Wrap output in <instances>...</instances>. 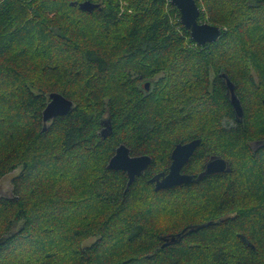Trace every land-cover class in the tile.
I'll use <instances>...</instances> for the list:
<instances>
[{"label":"trees","instance_id":"1","mask_svg":"<svg viewBox=\"0 0 264 264\" xmlns=\"http://www.w3.org/2000/svg\"><path fill=\"white\" fill-rule=\"evenodd\" d=\"M74 1L0 0V179L19 168L0 195V264H264V145L251 144L264 140V0H195L220 28L204 45L170 0ZM51 91L74 106L42 130ZM193 138L182 172L211 155L229 169L155 190ZM120 143L152 158L127 190L106 168Z\"/></svg>","mask_w":264,"mask_h":264},{"label":"water","instance_id":"2","mask_svg":"<svg viewBox=\"0 0 264 264\" xmlns=\"http://www.w3.org/2000/svg\"><path fill=\"white\" fill-rule=\"evenodd\" d=\"M179 11L180 23L189 30L191 39L198 45L214 42L220 35L219 26L208 22L198 20L200 9L195 0H170ZM71 4H77L80 9L91 11L98 6V3L90 0L74 1ZM226 86V94L229 97L235 116L242 117L243 110L241 102L235 93V86L226 73H221ZM148 88V82L144 83ZM47 102L42 110V130L47 128V123L56 116L64 115L70 112L74 106L71 99L65 97L58 91L47 93ZM100 135L107 137L112 132V124L108 117L101 119ZM200 139L193 138L186 142H177L170 152V163L168 170L153 174L149 181L153 183L155 190L171 187L181 183H190L199 180L206 174L222 172L229 169L226 159L219 155H211L204 165V169L196 176L190 173L182 172L181 169L195 148L199 145ZM264 145V140L254 141L253 146ZM151 156L147 154L132 155L130 148L124 143L116 146L113 155L109 158L106 168L112 170H122L126 173L127 181L125 190L134 181L135 177L141 175L151 162ZM178 236L180 234H177ZM174 237H172V240ZM164 243L162 246H164Z\"/></svg>","mask_w":264,"mask_h":264},{"label":"rangeland","instance_id":"3","mask_svg":"<svg viewBox=\"0 0 264 264\" xmlns=\"http://www.w3.org/2000/svg\"><path fill=\"white\" fill-rule=\"evenodd\" d=\"M122 4H126L124 1L122 2ZM154 77V76H153ZM45 78H46V76H45ZM53 78V77H52ZM153 79V78H152ZM156 79V76H155V78H154V80ZM55 80V79H54ZM150 80L151 79H142L141 80V85L143 86V87H145L144 86V83L145 82H148V89H145V90H149L150 88H151V86H150V84H151V82H150ZM100 130H101V126H100V128H99V130H98V133L100 134ZM202 160V159H201ZM201 160H199L198 162H196V163H199ZM202 162V161H201ZM196 163H194V162H191L190 163V166H189V168L190 169H197V168H195L196 166H197V164ZM19 171V168H17V169H15V170H13V171H11V172H9V173H7V174H5L4 176H2V178L0 179V195H4V196H11L12 195V182H11V178H12V176H14V174H16L17 172ZM157 226H156V228H163V227H165V225L163 224V223H160V225H158V224H156ZM164 225V226H163ZM169 228H171V227H169ZM94 240V237L92 236V237H89L88 239H85L84 240V242H83V244H88V243H91L92 241Z\"/></svg>","mask_w":264,"mask_h":264},{"label":"flooded vegetation","instance_id":"4","mask_svg":"<svg viewBox=\"0 0 264 264\" xmlns=\"http://www.w3.org/2000/svg\"><path fill=\"white\" fill-rule=\"evenodd\" d=\"M224 84H225V82H224ZM145 88V87H144ZM145 89H148V88H145ZM236 116H235V120H236ZM223 125H225L227 128H230V127H233V126H235V122L233 121V120H231V119H229L228 121H225V122H223ZM253 143L254 142H251V144L253 145ZM208 160V159H207ZM205 163L206 162H204L203 164H202V168L200 169V170H198V171H195L196 169H191V172H189V173H192L194 176H196L200 171H202L203 169H204V165H205ZM196 168V167H195ZM181 171H182V169H181Z\"/></svg>","mask_w":264,"mask_h":264}]
</instances>
